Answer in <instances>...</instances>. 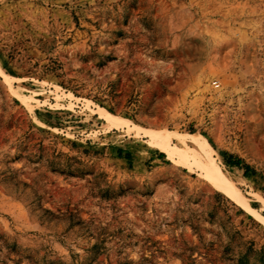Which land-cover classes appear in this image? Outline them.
<instances>
[{
    "label": "rangeland",
    "instance_id": "obj_1",
    "mask_svg": "<svg viewBox=\"0 0 264 264\" xmlns=\"http://www.w3.org/2000/svg\"><path fill=\"white\" fill-rule=\"evenodd\" d=\"M99 108L204 138L264 216V0H0V264H264L262 222Z\"/></svg>",
    "mask_w": 264,
    "mask_h": 264
},
{
    "label": "bare ground",
    "instance_id": "obj_2",
    "mask_svg": "<svg viewBox=\"0 0 264 264\" xmlns=\"http://www.w3.org/2000/svg\"><path fill=\"white\" fill-rule=\"evenodd\" d=\"M99 113L109 127H127L130 130L136 129L142 132L156 148L166 154L167 159L190 172H198L211 187L224 194L246 213L264 224V216L250 205L248 199L241 193L240 189L229 181V178L222 172L212 155L214 151L204 138L199 135H189L191 143L197 148L189 147V141L187 142L184 138H179L182 146H176L170 143L168 137L155 131L132 125L128 120L115 116L105 109L99 108ZM203 154H205L206 158ZM262 200L264 201V199Z\"/></svg>",
    "mask_w": 264,
    "mask_h": 264
},
{
    "label": "trees",
    "instance_id": "obj_3",
    "mask_svg": "<svg viewBox=\"0 0 264 264\" xmlns=\"http://www.w3.org/2000/svg\"><path fill=\"white\" fill-rule=\"evenodd\" d=\"M122 153L123 152L121 150H118L119 157L120 158L124 157L126 160L129 161L130 160V154L127 153L123 156ZM226 163L230 167H235V168H238L240 170H243L244 171V173H243L244 177H246V178L253 177V174L251 176L252 168L249 165L245 164L243 162V160H241L240 158L230 155V156H228Z\"/></svg>",
    "mask_w": 264,
    "mask_h": 264
},
{
    "label": "crops",
    "instance_id": "obj_4",
    "mask_svg": "<svg viewBox=\"0 0 264 264\" xmlns=\"http://www.w3.org/2000/svg\"><path fill=\"white\" fill-rule=\"evenodd\" d=\"M243 178L246 179V177H244V175H243Z\"/></svg>",
    "mask_w": 264,
    "mask_h": 264
}]
</instances>
